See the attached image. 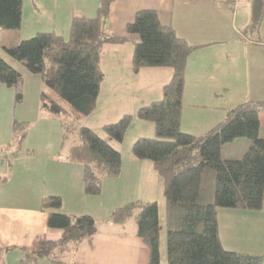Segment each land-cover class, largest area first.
Segmentation results:
<instances>
[{
    "label": "trees",
    "instance_id": "1",
    "mask_svg": "<svg viewBox=\"0 0 264 264\" xmlns=\"http://www.w3.org/2000/svg\"><path fill=\"white\" fill-rule=\"evenodd\" d=\"M114 1L100 0L93 17H73L67 37L38 33L16 46H3V51L28 73L39 75L51 92L40 93V108L60 123L63 137L72 136L67 159L82 167L83 192L90 196L100 194L104 178L118 177L122 165L120 152L79 123L82 116L91 115L96 108L103 81V48L132 43L131 67L135 73L145 68L170 69L171 78L162 88V99L139 108L135 114L138 120L154 124L155 136L138 138L131 148L133 157L149 161L163 182L167 264H264V253L226 251L217 222L218 209H263L264 138L259 135V116L264 114V102L247 101L227 109L225 117L202 135L182 132L187 59L199 47L179 38L170 25L162 24L154 9L137 11L125 27L127 36L107 34ZM21 6L22 0H0V32L20 29ZM263 16L264 0H252L251 20L243 31L247 38L258 39ZM22 85L21 72L0 57V86L14 90L15 102L22 99ZM62 102L69 106L72 117ZM133 118L125 114L101 130L120 143ZM11 128L13 141L7 149L24 139L27 123L14 120ZM238 139L249 143L246 152L239 160L224 159L222 147ZM6 180L0 176V182ZM41 208L48 211L47 227L59 230L61 236L22 251L19 264H37L40 260L73 264L77 247L95 231V219L88 214L60 212L59 196L43 197ZM133 214L136 234L149 250L147 264H160L156 201L124 204L111 212L109 220L120 224Z\"/></svg>",
    "mask_w": 264,
    "mask_h": 264
},
{
    "label": "crops",
    "instance_id": "2",
    "mask_svg": "<svg viewBox=\"0 0 264 264\" xmlns=\"http://www.w3.org/2000/svg\"><path fill=\"white\" fill-rule=\"evenodd\" d=\"M99 2L22 0L20 31L24 30L27 35L53 32L67 37L72 18L95 16ZM251 3L252 0H115L105 31L127 36L125 27L135 13L154 9L162 24L170 25L179 38L199 47L187 59L181 130L202 135L225 117L227 109L247 101L264 102V16L258 39L243 34L251 20ZM20 38L26 39V36ZM132 50L130 42L103 48L100 60L103 81L96 106L101 97H118L108 92L119 91L127 83L128 96L144 93L151 94L154 102L162 99V88L170 80L171 70L145 68L133 72ZM7 63L15 65L14 61ZM153 84L157 86L151 90ZM185 114L189 115L187 120ZM100 117L109 119L111 115L107 111ZM106 123L110 121L103 125ZM82 126L95 131L89 124ZM259 135L264 138V120L260 122ZM234 142H239L237 147L232 146ZM234 142L229 143L235 155L232 159H238L249 143L242 139ZM43 143L45 147L52 145L47 139ZM55 145L56 149H62L64 142ZM116 150L120 152L119 148ZM67 152L68 148L62 156L61 151L54 150L49 157L50 166L35 167L37 176L26 191L21 189L10 194L0 189V264H19L22 251L34 249L43 240L60 238L59 230L47 227L48 211L41 208V199L46 196H59L63 213L88 214L96 221L93 234L77 247L73 264H147L149 250L136 234L135 214L131 216L133 219L120 224L111 222L109 216L127 200L157 201L160 264H167L163 182L151 163L133 155L122 158L119 176L104 178L100 194L90 196L83 192L82 167L70 162ZM15 168L13 171H20ZM217 222L219 239L226 251L264 253V205L259 212L218 209ZM37 264L50 263L40 260Z\"/></svg>",
    "mask_w": 264,
    "mask_h": 264
},
{
    "label": "rangeland",
    "instance_id": "3",
    "mask_svg": "<svg viewBox=\"0 0 264 264\" xmlns=\"http://www.w3.org/2000/svg\"><path fill=\"white\" fill-rule=\"evenodd\" d=\"M21 35L26 36V39L34 36L27 35V33L25 34L24 30L21 32L20 29L12 31L2 30L0 32V57L2 59L5 61L8 60L7 62L14 61L3 51V46L18 45L22 40H25L20 38ZM14 63L15 65L10 66L21 72L23 76L21 101L15 102V94L13 89L0 86V161H2V166L0 165V176L7 177L5 182L0 183V189L10 194L20 191L21 189L26 191L27 187H32V181L37 176L34 168L36 167L38 169H42V164L50 166L49 157L53 154L51 152L54 150H59V152L61 151V155L64 156L66 154L67 148L70 146L73 140L72 136L63 137V131L62 128H60V123L57 120L52 119L50 113L43 112L45 110L40 108V93L51 94L48 88L43 84L41 77L39 75H31L21 64L16 61H14ZM22 71L27 72V74L24 73L23 75ZM121 86L122 88H120L119 91L117 90L108 92V95H114L118 97L107 96V99H103L101 97L94 112L89 116H82L79 123L82 125L89 124L96 132L100 134L102 139L109 141L113 149L115 148L116 150V148H119L121 152V158L125 160V157L132 155V145L138 138H153L155 136L154 124L152 122L141 121L135 118V114L141 106H146L154 101L151 94L142 93V95H136L132 93L128 96V91L126 90L128 83L126 87L124 84ZM156 86L157 85L155 84L151 85V90ZM62 104L67 114L72 117V112L69 106H67V104L64 102H62ZM136 104H138V106H136ZM107 111H109L111 117L109 119H102L100 114ZM125 114L133 115L134 118L126 129L122 142L119 143L109 139L108 136L102 132V125L104 122L108 121H110V123L115 122ZM118 116L120 117L118 118ZM184 117L185 120H187L189 115L185 114ZM14 120L27 123V128H25L26 135L20 143H13L14 145L12 144V146L7 149L6 147L8 144L10 142L12 143L13 141V132L11 127ZM188 120L190 122V118H188ZM259 120L262 123V120H264V114H260ZM45 139H47L48 142L50 141L52 145L45 147L43 143ZM62 140L64 141L63 148L56 149L57 146L55 144H58L59 146ZM242 141L247 142L245 139H242ZM236 143L239 142H234L232 146L234 145L237 147L238 144ZM232 146L227 144L221 150V155L224 159L234 160L232 158H235V155L231 153ZM246 150L242 151L241 155H239L240 157L235 160L241 159ZM45 159L47 160L44 162ZM13 165L16 166L15 170L20 168V171H13ZM23 174H26V177L22 176ZM29 174L32 176H29ZM118 191L120 192L119 189ZM111 193L112 191L109 192L110 195ZM127 201L130 203L141 200L132 199V201ZM127 201H124V204H127ZM120 206L122 205H119L116 208ZM60 212H62V208L60 209ZM129 218L133 219V217Z\"/></svg>",
    "mask_w": 264,
    "mask_h": 264
},
{
    "label": "built area",
    "instance_id": "4",
    "mask_svg": "<svg viewBox=\"0 0 264 264\" xmlns=\"http://www.w3.org/2000/svg\"><path fill=\"white\" fill-rule=\"evenodd\" d=\"M2 161H0V163H1Z\"/></svg>",
    "mask_w": 264,
    "mask_h": 264
}]
</instances>
